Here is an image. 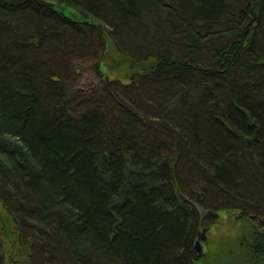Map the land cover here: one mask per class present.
Segmentation results:
<instances>
[{
	"label": "trees",
	"instance_id": "1",
	"mask_svg": "<svg viewBox=\"0 0 264 264\" xmlns=\"http://www.w3.org/2000/svg\"><path fill=\"white\" fill-rule=\"evenodd\" d=\"M48 1L0 0V264H203L208 210L264 264V0ZM82 26L130 84L67 94Z\"/></svg>",
	"mask_w": 264,
	"mask_h": 264
},
{
	"label": "rangeland",
	"instance_id": "2",
	"mask_svg": "<svg viewBox=\"0 0 264 264\" xmlns=\"http://www.w3.org/2000/svg\"><path fill=\"white\" fill-rule=\"evenodd\" d=\"M79 31L85 33V35L90 39V43L88 46L86 45L85 48L88 49H86L85 52L73 53L69 49L63 51L66 52L67 60L65 61L69 69V75L67 76L65 83L67 94L71 96L73 92V96L75 98L77 93L79 94L82 92V94H88V92L95 88L99 90L101 89V84L104 85V81L107 78L110 80L121 79L123 82H121V85L130 84L131 81L125 78V76H128L129 70L121 71L120 69L116 70V68H109V70L104 69V76L99 71V62L102 60L107 51L106 47L108 48L109 46V44L107 45L108 39L103 35L97 34L96 31L88 29L86 26H82ZM109 51H113V47H111V50ZM133 69L137 70V67H133ZM142 106V108H146V105L143 104ZM5 174L6 172L0 173V180ZM192 189L194 191L199 190L198 187ZM192 189L186 188V193L189 196L193 193ZM216 212L220 213L218 219L214 222L208 219L211 227L207 232L206 241L208 242L204 244V255H206L207 258L203 264H251L252 262H250L248 249L245 244L241 243L242 238H247L248 240L250 235L253 233L250 223L243 219L237 212ZM25 226L24 231L26 236H24V238L28 243L32 240L31 238H33V235L29 234L33 230V227L30 226L28 222ZM1 237L0 232V239ZM7 247L9 248V246ZM14 248L18 251L16 255L18 256L19 251H22V249L18 243L15 244ZM37 248V245H34L31 248L34 260H36L39 256V250ZM35 263H37V261Z\"/></svg>",
	"mask_w": 264,
	"mask_h": 264
},
{
	"label": "water",
	"instance_id": "3",
	"mask_svg": "<svg viewBox=\"0 0 264 264\" xmlns=\"http://www.w3.org/2000/svg\"><path fill=\"white\" fill-rule=\"evenodd\" d=\"M12 1L13 2H21V1H25V0H12ZM36 1L42 5H46V6L51 7L52 9L57 10L58 12L67 16L68 18L74 19L76 22L83 23V21H84V20L81 21L82 17H83L82 14L78 10H76L72 7H67L66 5H60L57 2H51L48 0H36ZM206 217L214 222L216 219L219 218V214L213 210H208L206 212ZM208 230H209V228H204L202 230V233H201V240L197 239L194 243V250L199 257H202L205 254V246H204L205 243H204V241L207 239Z\"/></svg>",
	"mask_w": 264,
	"mask_h": 264
},
{
	"label": "bare ground",
	"instance_id": "4",
	"mask_svg": "<svg viewBox=\"0 0 264 264\" xmlns=\"http://www.w3.org/2000/svg\"><path fill=\"white\" fill-rule=\"evenodd\" d=\"M257 4V3H256ZM45 6V5H44ZM49 8V7H48ZM71 15V14H70ZM84 18V17H83ZM67 19V18H66ZM65 22V21H64ZM90 24V22H89ZM103 26V25H102ZM81 68V67H80ZM77 70V69H76ZM79 70V69H78ZM127 102V101H126ZM206 211V210H205ZM14 221V220H13ZM22 237V236H21ZM205 243V242H204ZM197 254V253H196ZM201 262V261H200Z\"/></svg>",
	"mask_w": 264,
	"mask_h": 264
}]
</instances>
